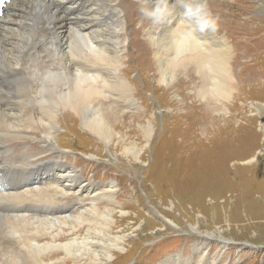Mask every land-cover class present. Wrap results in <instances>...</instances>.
Returning a JSON list of instances; mask_svg holds the SVG:
<instances>
[{"label": "bare ground", "instance_id": "obj_1", "mask_svg": "<svg viewBox=\"0 0 264 264\" xmlns=\"http://www.w3.org/2000/svg\"><path fill=\"white\" fill-rule=\"evenodd\" d=\"M221 1L222 6L218 0H204L201 15L215 22L204 28L185 11L196 0H127V17L131 30L138 21L133 32L143 33L142 45H149L151 52L152 43L156 46L158 73L173 76L183 68L199 76L203 84L209 77L207 92L228 99L234 70L254 74L264 70V65H241L251 56L247 29L252 23L262 25L264 19L230 17V0ZM127 8L120 0H8L0 5V264H64L69 260L102 264L126 242L123 234L111 232L114 209H124L123 204L114 205L113 195L119 188L113 183L98 184L76 164L62 161L68 156L53 141L57 142L58 114L63 111L67 127H71L69 120H79L105 146L115 140L120 145V133L108 121L117 117L118 109L107 100L117 92L125 97L128 108H138L123 73L128 55L124 44L133 38L130 31L126 33L122 17ZM140 11L148 13V26ZM259 12L264 13V6ZM35 17L39 20L34 21ZM163 44L170 46L172 57L162 55L159 45ZM208 106L202 110L205 117ZM143 127L148 141L151 121ZM205 136L199 138L202 144L211 142L212 137ZM20 144L21 150L15 152ZM139 151L132 152L133 160L139 159ZM263 151L264 147L257 153ZM221 153L226 154L225 160L233 156ZM73 190L94 194L85 204ZM193 251L199 260L185 264H202L205 246L195 244Z\"/></svg>", "mask_w": 264, "mask_h": 264}, {"label": "rangeland", "instance_id": "obj_2", "mask_svg": "<svg viewBox=\"0 0 264 264\" xmlns=\"http://www.w3.org/2000/svg\"><path fill=\"white\" fill-rule=\"evenodd\" d=\"M120 2L127 8V0ZM217 3L223 5L221 0ZM263 6V0H230L227 7L230 17L264 19L259 12ZM128 9L122 17L126 33L130 31L133 38L124 44L128 55L122 69L138 108H128L125 97L117 92L107 100L118 109L117 117L108 121L120 133V145L115 140L105 146L79 120H69L71 127H67L63 111L58 114L57 142L53 141L68 156L62 161L76 164L98 184L113 183L119 188L113 195L114 205L123 204L124 209H114L111 232L123 234L126 242L120 252L112 250L110 259L102 264L194 263L199 260L193 251L195 244L205 246L207 256L202 264H212L214 259L216 264H264V151L257 153L264 147V70L257 74L234 70L228 99L207 92L209 77L208 84H203L199 76L187 74L183 68L173 76L158 73L153 55L156 46L152 43L151 52L149 45H142L143 33L133 32L138 21L130 29ZM206 11L210 14L208 8ZM139 14L146 17L148 26V13ZM261 23H252L247 29L251 56L241 65H264ZM152 24L157 25L155 18ZM159 46L162 55L170 54V46ZM161 80L165 83L158 82ZM206 103L207 117L202 111ZM147 120L152 123L148 141L143 127ZM203 136L212 137L211 142L202 144L199 138ZM20 150L21 144L14 149ZM137 150L139 159L133 160L132 152ZM222 151L233 156L225 160ZM72 192L85 204L94 194ZM70 261L64 264H73Z\"/></svg>", "mask_w": 264, "mask_h": 264}, {"label": "clouds", "instance_id": "obj_3", "mask_svg": "<svg viewBox=\"0 0 264 264\" xmlns=\"http://www.w3.org/2000/svg\"><path fill=\"white\" fill-rule=\"evenodd\" d=\"M206 4L204 0H196L195 3L186 7L187 16L191 17L195 24L201 28L214 25V21L209 18H204L201 14L204 12Z\"/></svg>", "mask_w": 264, "mask_h": 264}, {"label": "snow or ice", "instance_id": "obj_4", "mask_svg": "<svg viewBox=\"0 0 264 264\" xmlns=\"http://www.w3.org/2000/svg\"><path fill=\"white\" fill-rule=\"evenodd\" d=\"M3 2V0H0V3H2Z\"/></svg>", "mask_w": 264, "mask_h": 264}]
</instances>
